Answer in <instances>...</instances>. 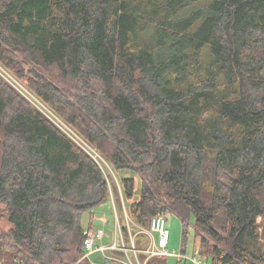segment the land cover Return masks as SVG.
<instances>
[{
	"label": "trees",
	"instance_id": "trees-1",
	"mask_svg": "<svg viewBox=\"0 0 264 264\" xmlns=\"http://www.w3.org/2000/svg\"><path fill=\"white\" fill-rule=\"evenodd\" d=\"M0 67L99 153L0 72V261L92 264L84 215L114 201L264 264V0H0Z\"/></svg>",
	"mask_w": 264,
	"mask_h": 264
},
{
	"label": "rangeland",
	"instance_id": "rangeland-1",
	"mask_svg": "<svg viewBox=\"0 0 264 264\" xmlns=\"http://www.w3.org/2000/svg\"><path fill=\"white\" fill-rule=\"evenodd\" d=\"M0 72L6 77L8 78V80L13 83L26 97L30 98L33 103L40 108L41 111H43L46 115H48L53 121H55L56 123H58L62 128L64 127V125L62 124V121H60V119L58 117L55 116V114L43 103H41L40 101H38L37 99H35L34 97H32V94H29L27 92V90L18 82H16L11 76L8 75V73L3 70L0 67ZM80 143L84 144V141H79ZM87 144V143H86ZM91 152L92 155L94 156L95 159H99V153L95 152L92 148H91ZM109 168V167H108ZM109 177L112 178L115 183L119 184V180L122 177H132L136 179V198H139L140 192H141V188H142V181L140 179V177L138 176V174L134 171H121L118 174L114 173L110 168H109ZM117 210V214H118V218H119V228L120 230H122V227L127 226L129 230H131L133 233V236H129V238H126L124 236V233L122 232L124 239H125V243L127 248L130 249V259H132L133 261L138 260L140 261V254L141 251L144 253V251L147 249L148 245H149V240L151 238V234L149 233L148 230H144V229H140L139 227H137V225L134 224V222L132 221L131 217L129 216L127 209L123 207L122 209V213L120 211ZM126 210V211H125ZM97 216H102L107 218V225L105 226V230L106 233H111L112 237L114 238L115 236V226H116V222H115V213H114V208H113V203H108L105 204L99 208H97L96 210H94ZM105 215V216H104ZM166 217V222H167V227L170 231V238H169V245H168V249L171 253H175L177 255L179 254H183V244H182V233H183V223H182V219L179 218L176 214L167 211L165 214ZM92 217L89 216V214H85L84 215V225L87 226L90 224V221ZM92 225L93 226H102V223L100 221H92ZM1 226L4 229H8L9 225L5 222V221H1ZM187 246H186V251H185V256L188 259H191L193 257H198L200 260L205 261L204 259H202V257L199 255V247H200V238L196 236V232H195V228H194V217H192L189 221V226L187 229ZM131 234V233H130ZM136 237L139 239V241H142L143 243H145L146 248H140L137 249L135 246V243L133 245L132 240L135 241ZM119 239H120V235H119ZM105 242L107 243L108 240H105ZM120 244V243H119ZM100 244L98 243L96 246L98 247ZM136 251H139L136 252ZM178 257H169L167 259L168 264H177L178 263ZM90 262L92 264H105L106 260H105V255L101 252V251H96L93 254H91L90 256ZM141 262V261H140ZM186 264H192L190 261H186Z\"/></svg>",
	"mask_w": 264,
	"mask_h": 264
},
{
	"label": "built area",
	"instance_id": "built-area-1",
	"mask_svg": "<svg viewBox=\"0 0 264 264\" xmlns=\"http://www.w3.org/2000/svg\"><path fill=\"white\" fill-rule=\"evenodd\" d=\"M9 75V74H8ZM10 76V75H9ZM64 125V124H63ZM72 136L77 143L84 147L91 155V148L84 142L80 143L81 140L76 134H74L70 129L65 125L62 128ZM82 141V140H81ZM93 156V155H92ZM94 157V156H93ZM124 204V200H123ZM113 208L115 213V236L112 237L111 233H106L105 226L107 225V218L102 216H97L95 211L91 212V221L90 224L84 226L85 229V249L83 259L90 260L91 254L96 251H101L105 255V264H146L138 260L133 261L130 259L129 253L130 249L127 248L122 230L119 228V218L116 210L115 203L113 201ZM125 208V204H124ZM126 211V210H125ZM105 216V215H104ZM92 221H100L102 226H93ZM151 238L149 240V245L144 253L148 256V259L151 257H178L179 259H184L190 261L192 264H208L205 261L200 260L197 256L191 259H188L184 254H175L171 253L168 249L170 231L167 227L166 217L164 214L155 216L151 222V229L149 231ZM120 235V239H119ZM132 236V234H130ZM105 240H108L106 243ZM100 244L98 247L97 244ZM120 243V244H119ZM134 245V241L132 240ZM139 253V251H136ZM118 253L124 254V257L118 255ZM0 264H20V263H7L0 261Z\"/></svg>",
	"mask_w": 264,
	"mask_h": 264
},
{
	"label": "crops",
	"instance_id": "crops-1",
	"mask_svg": "<svg viewBox=\"0 0 264 264\" xmlns=\"http://www.w3.org/2000/svg\"><path fill=\"white\" fill-rule=\"evenodd\" d=\"M89 214V216H91V214L90 213H88ZM91 219V218H90Z\"/></svg>",
	"mask_w": 264,
	"mask_h": 264
}]
</instances>
